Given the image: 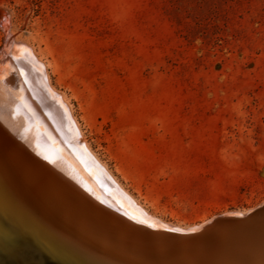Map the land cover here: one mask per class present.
Listing matches in <instances>:
<instances>
[{
    "label": "rangeland",
    "instance_id": "1",
    "mask_svg": "<svg viewBox=\"0 0 264 264\" xmlns=\"http://www.w3.org/2000/svg\"><path fill=\"white\" fill-rule=\"evenodd\" d=\"M11 35L153 217L264 203V0H0V57Z\"/></svg>",
    "mask_w": 264,
    "mask_h": 264
},
{
    "label": "bare ground",
    "instance_id": "2",
    "mask_svg": "<svg viewBox=\"0 0 264 264\" xmlns=\"http://www.w3.org/2000/svg\"><path fill=\"white\" fill-rule=\"evenodd\" d=\"M3 50L0 60L9 57L0 61V264H264V217L248 227L215 225L205 237L193 230L201 224L179 227L153 217L85 141L34 50L12 35ZM19 86L43 100L57 120L44 117ZM2 91L14 96L8 108ZM64 141L83 158L87 174L58 151ZM67 168L71 178L82 176L86 184L78 182L94 191L91 196H102L99 187L105 188V208L62 195L65 184L58 175Z\"/></svg>",
    "mask_w": 264,
    "mask_h": 264
},
{
    "label": "water",
    "instance_id": "3",
    "mask_svg": "<svg viewBox=\"0 0 264 264\" xmlns=\"http://www.w3.org/2000/svg\"><path fill=\"white\" fill-rule=\"evenodd\" d=\"M20 92H25L24 93V95H26L28 98H29V100H30V102H31V104L39 111L40 109V111H42L43 112V114H44V117H46L47 119H50V118H52L53 116L52 115H54V119L55 120H57L56 119V117H55V113H52V115L50 114V113H48L47 112V106H46V104L44 103V101L43 100H41V99H38L37 97H35V96H33V95H31L30 94V92H29V90H28V88H26V87H23V86H19L18 88H17ZM3 93H4V98H3V100H1V102H2V105L5 107V108H8L7 106H9V104L11 103V102H13L14 103V96L12 95V94H10L9 92H4V91H2ZM40 100V101H39ZM38 102H40V108L37 106L38 104ZM18 104V103H17ZM37 110H36V112H37ZM42 114V115H43ZM36 115V118H38V115L37 114H35ZM50 134V133H49ZM39 135V134H38ZM61 140H62V142H63V136L61 137ZM61 142V141H60ZM64 146H62V145H60L59 146V148H58V151L59 152H64V154H66V158H68L69 160H71L70 162H72L71 164H77L78 166L80 165L81 167H82V169H84V171H85V173L87 174L88 173V167L86 166V164L84 163V161H83V158L81 157V159H78L72 152H71V148H70V146L68 145V143L66 142V141H64ZM73 154V155H72ZM72 167V166H71ZM70 167V168H71ZM52 168V167H51ZM96 168V170H97V173L98 174H100L101 175V178H102V180L104 181V183H106V182H108L111 186H113L114 187V185H113V183L110 181V179H107L106 178V176H105V174L96 166L95 167ZM75 169V168H74ZM73 169V170H74ZM54 170V169H53ZM49 171H51L50 169H49ZM55 171V170H54ZM75 172H77L76 171V169H75ZM59 174V173H58ZM78 175V174H77ZM59 177H60V179H63L64 180V184H65V186H62V191H61V193H62V195L63 196H65V197H67V198H69V197H73V199L72 200H75V199H77L78 197H81V200L82 199H84L85 201H87V202H89V203H91L93 206H95V205H100L101 206V208H105L106 206H105V202H107L108 201V199H107V196H106V190H105V188L103 187V186H100L99 187V190L102 192V196L100 195L99 197H98V195L96 196V195H93V196H91L90 194H91V192L92 191H90L89 190V187H87V186H85L86 188H87V190L89 191V192H87V190H84V189H86L85 187H83L82 185H81V183H79L80 181L82 182V183H84V184H86L85 183V181L83 180V178H82V176H77L76 178L78 179V181L76 180V179H73V178H71L70 177V174H69V171H68V168H67V171H65V174H59L58 175ZM69 185V190L68 189H66V186H68ZM94 192V191H93ZM92 192V193H93ZM67 193H69V194H67ZM71 197V198H72ZM89 211V210H88ZM231 214H233V215H230V216H227V217H225V215L223 216V215H221V216H217V217H215V218H213V219H211V220H209V221H207V223L203 226L202 224L201 225H199V226H196V228H194L193 230L195 231H197L198 230V232H200V231H202V232H200V233H202V235H204V237L206 236V231L205 230H207V229H209V228H212L213 226L215 227V225H219V224H222V223H229V224H231V225H235V223H243V227H248L249 225H251V224H253V223H256V224H258L257 222H259L260 220H262L261 218L262 217H264V203H262V204H260V205H258V206H256L254 209H252V210H249L246 214H244V215H241V216H239L240 214H238V212H233V213H231ZM130 218V220L132 221V222H134V219L133 218H131V217H129ZM234 227V226H233ZM234 228H236V227H234ZM202 229V230H201ZM193 230H191V231H189L187 234H189L190 235V233H193L194 231ZM170 233V232H169ZM151 242H153V241H151Z\"/></svg>",
    "mask_w": 264,
    "mask_h": 264
}]
</instances>
